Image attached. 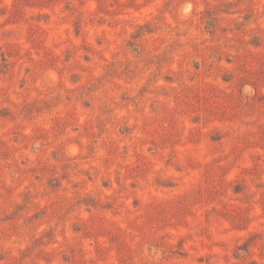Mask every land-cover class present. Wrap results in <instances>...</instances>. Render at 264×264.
Here are the masks:
<instances>
[{
    "label": "rangeland",
    "instance_id": "1",
    "mask_svg": "<svg viewBox=\"0 0 264 264\" xmlns=\"http://www.w3.org/2000/svg\"><path fill=\"white\" fill-rule=\"evenodd\" d=\"M0 264H264V0H0Z\"/></svg>",
    "mask_w": 264,
    "mask_h": 264
}]
</instances>
